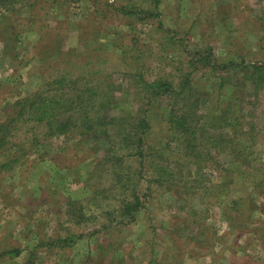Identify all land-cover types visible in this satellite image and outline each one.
Returning a JSON list of instances; mask_svg holds the SVG:
<instances>
[{
	"label": "rangeland",
	"instance_id": "374dc122",
	"mask_svg": "<svg viewBox=\"0 0 264 264\" xmlns=\"http://www.w3.org/2000/svg\"><path fill=\"white\" fill-rule=\"evenodd\" d=\"M11 4L0 5V123L62 79L72 96L67 80L89 85L92 104L111 101L100 116H146L149 130L113 160L79 132L15 131L0 156L22 155L0 172V264H264V79L251 78L264 67V0ZM145 82L191 92L143 95ZM177 101L194 136L167 121Z\"/></svg>",
	"mask_w": 264,
	"mask_h": 264
},
{
	"label": "trees",
	"instance_id": "16d2710c",
	"mask_svg": "<svg viewBox=\"0 0 264 264\" xmlns=\"http://www.w3.org/2000/svg\"><path fill=\"white\" fill-rule=\"evenodd\" d=\"M154 1L156 4H159V0ZM2 4L5 9L13 5L11 4V0H0V5ZM128 14L132 15L134 12L130 11ZM252 68L256 73L251 75L253 83L260 84L264 79V67L260 65L253 66ZM73 81L67 80L72 89L74 90L75 88L73 96L71 91L67 90V85H65L64 80L61 79L55 81L58 87H62L61 92L55 93L54 90L50 88L52 84H45V89L41 88L14 103V117L11 118L9 116L5 121L0 123V156L3 152H6L9 144H11L10 140L14 137L15 131L17 132L20 127L27 123L43 125L46 133L44 134L45 138L59 135L67 136L70 133L79 132L80 135L88 136L90 140L95 142L105 141V144L109 145V149L105 152V156L110 160L117 159V155L120 154L121 151H125L132 134V142L130 144H134L135 149L138 151L140 150V147L144 145V137L149 130L148 118L142 116L132 120L130 117L122 119L121 117L110 118L108 115H106V117L100 116V112L107 113L109 111L108 107L111 101L105 97L98 104H92V99L82 97V94L87 91L89 85H85L84 91L82 88L75 87L76 83ZM187 89L188 88L184 84L172 87L171 84L167 82H154L151 84L145 82V88H142V94L145 95L146 93L149 95V92H151V95L154 96L158 95L159 90L163 91L162 95L168 94L175 97L174 99H177L184 96ZM189 92L191 91L189 90ZM188 104L187 102L180 106L178 101L171 104L167 121L172 128H177V125L184 126L189 123L190 117L187 111ZM78 113H86L81 121L75 116V114ZM183 128L184 131L187 133L189 132L191 136H194V131L197 129L196 126L189 124ZM37 138V135L34 134L32 142L37 140ZM16 152L17 153L14 155H6V161L0 164V172L19 163L22 155L18 151ZM141 155L142 154H139V156ZM126 205L125 203L123 206L125 208V213L123 212V214L125 217L128 216L133 218L138 209L133 208L130 210ZM6 253L18 255L19 252L11 251ZM28 262L29 260H27L26 264H28Z\"/></svg>",
	"mask_w": 264,
	"mask_h": 264
}]
</instances>
